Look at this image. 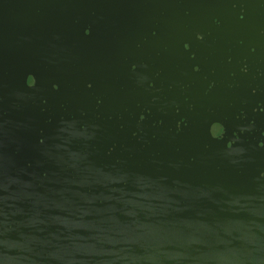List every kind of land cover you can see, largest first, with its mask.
<instances>
[{
    "label": "water",
    "instance_id": "95a60500",
    "mask_svg": "<svg viewBox=\"0 0 264 264\" xmlns=\"http://www.w3.org/2000/svg\"><path fill=\"white\" fill-rule=\"evenodd\" d=\"M0 264H264V0H0Z\"/></svg>",
    "mask_w": 264,
    "mask_h": 264
},
{
    "label": "snow or ice",
    "instance_id": "6c2138e0",
    "mask_svg": "<svg viewBox=\"0 0 264 264\" xmlns=\"http://www.w3.org/2000/svg\"><path fill=\"white\" fill-rule=\"evenodd\" d=\"M35 82H33V84H34Z\"/></svg>",
    "mask_w": 264,
    "mask_h": 264
}]
</instances>
